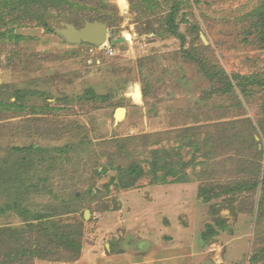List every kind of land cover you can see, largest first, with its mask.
I'll list each match as a JSON object with an SVG mask.
<instances>
[{
    "label": "rangeland",
    "instance_id": "obj_1",
    "mask_svg": "<svg viewBox=\"0 0 264 264\" xmlns=\"http://www.w3.org/2000/svg\"><path fill=\"white\" fill-rule=\"evenodd\" d=\"M112 5L113 55L55 11L0 39V255L51 215L81 252L31 264H264V0Z\"/></svg>",
    "mask_w": 264,
    "mask_h": 264
},
{
    "label": "trees",
    "instance_id": "obj_2",
    "mask_svg": "<svg viewBox=\"0 0 264 264\" xmlns=\"http://www.w3.org/2000/svg\"><path fill=\"white\" fill-rule=\"evenodd\" d=\"M113 0H16L12 3L0 5V39L4 37L14 38L15 25L22 24L23 22L36 23L46 29H49L48 18L51 12L55 11L57 15L64 19L66 22L75 26L77 29H82L86 22H102L106 23L110 28L114 26L116 7L112 5ZM261 19V37L264 44V11L260 14ZM170 25V32L175 33L174 29L175 16L172 14L168 21ZM110 41L112 38L110 37ZM222 72V71H221ZM238 86L244 93L248 86H261L264 87L263 79H249L237 77ZM227 86L233 89V82L228 81ZM264 111V106H263ZM49 130L45 133H48ZM44 134V133H43ZM264 188V178H263ZM52 219L49 215L47 219ZM45 225V231L50 238L52 244L50 246L32 244L31 239L25 237V247L23 251H18L16 254L8 251V254L0 255V264H31L36 258H45L49 256L50 249H63L68 253L79 256L81 252L80 238L82 236L80 225H71L69 229L62 230L61 227L52 229L50 226L53 221ZM53 225V224H52ZM54 226V225H53ZM3 236L7 237L8 230H3ZM14 234H16L13 231ZM1 234V231H0ZM24 234V232H23ZM22 234V235H23ZM19 237H23L18 234ZM23 241V239H22ZM35 246V247H34ZM27 247V248H26Z\"/></svg>",
    "mask_w": 264,
    "mask_h": 264
},
{
    "label": "water",
    "instance_id": "obj_3",
    "mask_svg": "<svg viewBox=\"0 0 264 264\" xmlns=\"http://www.w3.org/2000/svg\"><path fill=\"white\" fill-rule=\"evenodd\" d=\"M62 35L71 44L88 43L94 46H103L109 40V26L102 22H86L82 29H77L75 26L69 24L66 29L62 31ZM119 112L122 114L118 115ZM126 115L125 108H119L116 112V120L122 119ZM89 216L87 211L85 218Z\"/></svg>",
    "mask_w": 264,
    "mask_h": 264
},
{
    "label": "built area",
    "instance_id": "obj_4",
    "mask_svg": "<svg viewBox=\"0 0 264 264\" xmlns=\"http://www.w3.org/2000/svg\"><path fill=\"white\" fill-rule=\"evenodd\" d=\"M91 49H90V52L91 53H96L98 51H101V50H106V52L110 55H113V48L109 45V43H107L106 45H103V46H94V45H91Z\"/></svg>",
    "mask_w": 264,
    "mask_h": 264
},
{
    "label": "bare ground",
    "instance_id": "obj_5",
    "mask_svg": "<svg viewBox=\"0 0 264 264\" xmlns=\"http://www.w3.org/2000/svg\"><path fill=\"white\" fill-rule=\"evenodd\" d=\"M120 114H122L121 112H119V114L118 115H120Z\"/></svg>",
    "mask_w": 264,
    "mask_h": 264
}]
</instances>
